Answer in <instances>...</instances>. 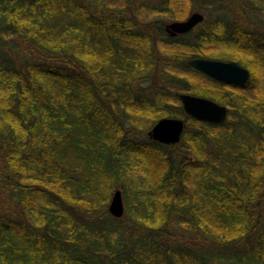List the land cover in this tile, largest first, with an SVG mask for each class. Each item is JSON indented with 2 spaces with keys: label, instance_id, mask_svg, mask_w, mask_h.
I'll use <instances>...</instances> for the list:
<instances>
[{
  "label": "trees",
  "instance_id": "16d2710c",
  "mask_svg": "<svg viewBox=\"0 0 264 264\" xmlns=\"http://www.w3.org/2000/svg\"><path fill=\"white\" fill-rule=\"evenodd\" d=\"M210 3L226 11L166 31L162 16ZM252 12L244 0H0V264H264V19ZM223 45L260 78L201 72L203 89L183 77ZM181 92L211 95L226 119L186 116ZM137 112L150 126L187 118L179 143L151 139ZM141 152L160 171L145 165L136 184L128 160ZM117 187L133 223L107 212Z\"/></svg>",
  "mask_w": 264,
  "mask_h": 264
},
{
  "label": "water",
  "instance_id": "95a60500",
  "mask_svg": "<svg viewBox=\"0 0 264 264\" xmlns=\"http://www.w3.org/2000/svg\"><path fill=\"white\" fill-rule=\"evenodd\" d=\"M204 18L205 15L202 12L194 11L186 19L174 20L165 28L171 35L185 33L192 30ZM188 63L211 78L227 84H243L250 76L249 69L234 60L193 57L188 60ZM178 96L184 112L190 117L217 123L223 122L227 117L228 107L211 98L187 92L178 93ZM186 126L187 118L164 116L157 119L149 129L148 135L157 142L175 144L181 140ZM124 210L122 190L116 189L109 204V211L112 215L121 217Z\"/></svg>",
  "mask_w": 264,
  "mask_h": 264
},
{
  "label": "rangeland",
  "instance_id": "374dc122",
  "mask_svg": "<svg viewBox=\"0 0 264 264\" xmlns=\"http://www.w3.org/2000/svg\"><path fill=\"white\" fill-rule=\"evenodd\" d=\"M257 1H262V0H257ZM244 2H245V4H246V11L248 12V14H249V11H253L252 13H250V15H252L253 13H254V15H252V17H249V15L247 16V20H248V22H250V19L253 21V20H258V19H264V12H261V9H260V6H259V4H257L256 5V7H252V5L250 4V2H249V0H244ZM257 3H259V2H257ZM255 5V4H254ZM257 6H259V7H257ZM189 7V6H188ZM254 8H256L255 9V11L253 10ZM194 11H200V12H202L203 14H205L204 12H209V14H210V16H209V18L210 19H214V20H216V19H218V15H220V14H222V13H224L225 11H226V9L225 8H222V7H220V6H218V5H214V4H212V3H210L209 4V8H208V10H204V11H202V9H197V8H193V7H189V9H188V11L187 12H185L184 14H183V17H181L180 19H172L171 17H169V16H162L163 18H162V22H163V24L165 25V27H166V25L168 24V23H170V22H172V21H174V20H183V19H186L192 12H194ZM227 13V12H226ZM232 13V12H231ZM235 15H233V14H231V17L233 18ZM250 18V19H249ZM222 27H220V30H218L220 33H222L221 32V29ZM167 31V30H166ZM168 32V31H167ZM191 35V34H190ZM212 43L211 44H209V46L210 47H212ZM225 45H223V48L222 49H220V50H214L213 52H211L210 54H211V56H207V58H213V59H221V60H225V61H228V60H234V61H236V60H239L242 64H240L238 61V63L240 64V65H242L243 67H246V68H248L249 69V71L251 70L252 71V73H255V77L256 78H260L259 77V75H260V73H259V71H258V69H257V67L253 64V61H252V58L250 57V56H248V55H246V54H242V53H238L236 50H232V49H226L225 47H224ZM211 50H212V48H211ZM148 51H150V47H148V49H147V52L146 53H148ZM160 52L162 53V49H160ZM195 57H203V56H195ZM98 59V58H97ZM190 59V58H189ZM188 59V60H189ZM93 60V59H92ZM94 62L96 61V59H94L93 60ZM244 64H248L249 65V67H248V65L246 66V65H244ZM192 70H194V69H192ZM192 70H190V71H188V73H181V74H185L183 77L185 78V79H188V80H190L192 83H194L195 84V86H197V87H200V88H208V87H212V82H211V80H209V79H207V77H205L204 75H203V73H201V72H199V71H196V70H194V71H192ZM250 71V72H251ZM159 75V74H158ZM210 77V76H209ZM187 93H190V92H187ZM201 93H203V94H201ZM191 94H195V93H191ZM195 95H199V96H205V97H208V98H211L212 99V97H210L211 95H209V94H207V93H205V92H196V94ZM168 102H170V101H168ZM217 102V101H216ZM170 103H173L174 105L176 104V102H174V101H172L171 100V102ZM219 103V102H218ZM172 104V105H173ZM149 110H151L152 111V108L151 107H149ZM184 111V110H183ZM131 114L132 115H136V113H135V111H132L131 110ZM159 112H157L156 113V115L158 114ZM185 113V112H184ZM186 114V113H185ZM137 115L138 116H140L141 117V119L139 120V121H137L136 120V123H137V125H140L141 127H143V128H147L146 129V133H147V135H148V131H149V129L152 127V125L153 124H155V122L157 121L156 119L155 120H153L154 121V123L150 126V118H151V114H148V113H144V112H137ZM160 115V117H158V118H161V117H183V118H185L184 116H180V115H178V116H176V115H163L162 116V114H159ZM186 116H187V114H186ZM190 117V116H189ZM179 143V142H178ZM128 161H130V169H131V172H132V175H133V180H135V182H136V184H138V183H140L139 181L140 180H142V179H145V178H149L150 179V175H148V173H146V168L144 167L145 165H147L149 168H150V172L151 173H153V175L155 176L160 170H158V167L157 166H153V164H156L155 162V159L152 157L151 158V156L150 155H147V153H143V152H141V153H137V154H134V155H132V158L130 159L129 158V160ZM132 161V162H131ZM157 170V171H156ZM156 172V173H155ZM121 182V181H120ZM119 182V183H120ZM108 184H110L109 182H107ZM111 184H113V182H111ZM110 184V185H111ZM105 188L106 187H104V188H102L103 190H102V194H104V191H105ZM120 187H117V188H115L114 190H113V192H115V190L116 189H119ZM121 189V188H120ZM122 195H123V201H124V217H125V222H126V224H129V223H133L132 222V220H131V216H130V214L133 212V209H134V207L132 206V203H133V198H132V196H128V197H126V194H124V192H122ZM112 196H113V194H112ZM112 198V197H111ZM70 201V200H69ZM72 201V200H71ZM110 201H111V199L109 200V202H108V204H107V212H110L109 211V204H110ZM92 203V202H91ZM83 205H84V203H82ZM93 204V203H92ZM86 205V204H85ZM89 206V205H88ZM80 208H82V209H84V206H81ZM127 211V212H126ZM31 213V212H30ZM126 213L128 214V215H126ZM32 214V213H31ZM128 216V217H127ZM133 216L135 217L136 216V214L133 212ZM135 219H138V218H135ZM161 221H162V219H159L155 224H153V226H158V225H160V223H161ZM147 225H148V223H147ZM142 229H145V228H142ZM146 230V229H145Z\"/></svg>",
  "mask_w": 264,
  "mask_h": 264
}]
</instances>
